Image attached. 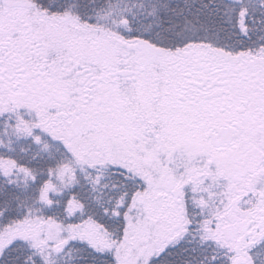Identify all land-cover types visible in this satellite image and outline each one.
<instances>
[{"label":"snow or ice","instance_id":"obj_1","mask_svg":"<svg viewBox=\"0 0 264 264\" xmlns=\"http://www.w3.org/2000/svg\"><path fill=\"white\" fill-rule=\"evenodd\" d=\"M0 264H264V0H0Z\"/></svg>","mask_w":264,"mask_h":264}]
</instances>
